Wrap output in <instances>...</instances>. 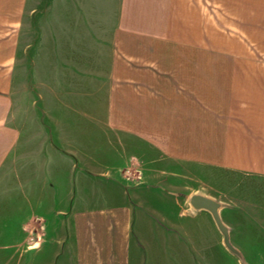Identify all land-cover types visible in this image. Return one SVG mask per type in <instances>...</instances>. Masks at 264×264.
I'll return each mask as SVG.
<instances>
[{
	"label": "crops",
	"instance_id": "obj_1",
	"mask_svg": "<svg viewBox=\"0 0 264 264\" xmlns=\"http://www.w3.org/2000/svg\"><path fill=\"white\" fill-rule=\"evenodd\" d=\"M35 72L34 135L15 83ZM206 178L264 182V0H0V264L155 258L144 197L213 221L190 203L222 200Z\"/></svg>",
	"mask_w": 264,
	"mask_h": 264
},
{
	"label": "rangeland",
	"instance_id": "obj_2",
	"mask_svg": "<svg viewBox=\"0 0 264 264\" xmlns=\"http://www.w3.org/2000/svg\"><path fill=\"white\" fill-rule=\"evenodd\" d=\"M37 78L36 72L26 73L15 83L17 122L34 135L38 133L39 119L44 120L45 109V101L39 97ZM40 88L46 94L47 103L55 101L50 90ZM62 98L68 101L64 95ZM54 107L55 114L70 117L69 105L56 101ZM72 124L75 127L77 122ZM17 173L14 172L15 178ZM205 180L222 199L221 217L229 227L231 243L239 252L227 247L214 220L200 212L193 217V212L177 205L175 200L167 201L153 192L144 198L147 212L154 219L156 234L152 246L155 258L146 253V261H136V258L133 264H264V182L255 189H247L245 178H238L236 187L218 178ZM30 223L29 229L36 227L38 219H32ZM179 223L188 231L179 230ZM29 241L32 242V238Z\"/></svg>",
	"mask_w": 264,
	"mask_h": 264
},
{
	"label": "water",
	"instance_id": "obj_3",
	"mask_svg": "<svg viewBox=\"0 0 264 264\" xmlns=\"http://www.w3.org/2000/svg\"><path fill=\"white\" fill-rule=\"evenodd\" d=\"M190 203L197 210L206 209L212 213L218 228L224 235L225 244L229 249H231L235 253H238L239 251L231 243L229 227L224 223L221 217L220 210L222 207V203L212 197L200 193L192 195L190 198Z\"/></svg>",
	"mask_w": 264,
	"mask_h": 264
}]
</instances>
